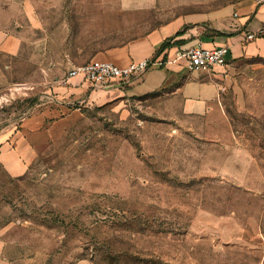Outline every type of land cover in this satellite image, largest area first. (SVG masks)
<instances>
[{
  "label": "rangeland",
  "instance_id": "obj_1",
  "mask_svg": "<svg viewBox=\"0 0 264 264\" xmlns=\"http://www.w3.org/2000/svg\"><path fill=\"white\" fill-rule=\"evenodd\" d=\"M29 1L40 27L4 60L0 143L36 109L65 112L50 103L65 51L84 63L85 40L145 28L120 0ZM227 73L211 115L184 114L169 88L75 103L24 175L0 169V264H264V60Z\"/></svg>",
  "mask_w": 264,
  "mask_h": 264
},
{
  "label": "crops",
  "instance_id": "obj_2",
  "mask_svg": "<svg viewBox=\"0 0 264 264\" xmlns=\"http://www.w3.org/2000/svg\"><path fill=\"white\" fill-rule=\"evenodd\" d=\"M120 3L124 12H139L145 26L139 36L118 46L100 48L97 44L114 41L108 39L113 34L109 31L101 36L96 34L85 40L94 45L90 54L83 56L84 63L66 51L65 61L71 68L90 61H110L125 67L149 59L163 65L154 66L119 87L95 89L79 78L62 84L57 89L58 99L49 101L65 111L59 118L52 120L49 111L36 109L0 143V169L7 176L20 177L29 170L40 149L59 135L55 128L64 127L76 115L77 102L140 97L169 88L170 95L180 100L184 114L211 115L217 110L220 89L231 65L242 59L264 60V39L244 41L247 33L264 28V0H120ZM7 5L0 9V90L10 83L9 66L4 60L20 57L26 45L34 43L30 35L40 27L29 0H8ZM42 39L45 41V37ZM197 44L208 49L228 46L226 65L207 72L189 71L184 59L176 55ZM77 53H81L80 49Z\"/></svg>",
  "mask_w": 264,
  "mask_h": 264
},
{
  "label": "built area",
  "instance_id": "obj_3",
  "mask_svg": "<svg viewBox=\"0 0 264 264\" xmlns=\"http://www.w3.org/2000/svg\"><path fill=\"white\" fill-rule=\"evenodd\" d=\"M257 39H264V28L257 32L247 33L244 37V41L247 42ZM229 51L230 48L226 45L208 49L201 44H197L184 53H177L176 57L178 59L183 58L186 68L191 72H207L216 67H224L227 63L226 57ZM162 65V62L151 59L130 63L125 67H119L110 61H90L84 65L72 67L61 83L67 84L68 81L79 78L84 82L90 83L95 89L119 87L133 78L140 77L150 68Z\"/></svg>",
  "mask_w": 264,
  "mask_h": 264
},
{
  "label": "trees",
  "instance_id": "obj_4",
  "mask_svg": "<svg viewBox=\"0 0 264 264\" xmlns=\"http://www.w3.org/2000/svg\"><path fill=\"white\" fill-rule=\"evenodd\" d=\"M165 45V44H164Z\"/></svg>",
  "mask_w": 264,
  "mask_h": 264
}]
</instances>
